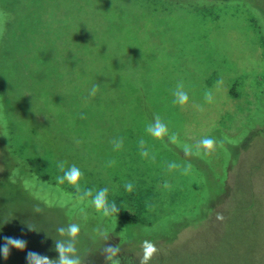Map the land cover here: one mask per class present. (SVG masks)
I'll return each mask as SVG.
<instances>
[{
  "label": "rangeland",
  "instance_id": "rangeland-1",
  "mask_svg": "<svg viewBox=\"0 0 264 264\" xmlns=\"http://www.w3.org/2000/svg\"><path fill=\"white\" fill-rule=\"evenodd\" d=\"M181 1L0 0V264H264V0Z\"/></svg>",
  "mask_w": 264,
  "mask_h": 264
},
{
  "label": "clouds",
  "instance_id": "clouds-1",
  "mask_svg": "<svg viewBox=\"0 0 264 264\" xmlns=\"http://www.w3.org/2000/svg\"><path fill=\"white\" fill-rule=\"evenodd\" d=\"M182 86H178V89H181ZM93 92H95V87H93ZM178 98L177 102L181 105L185 104L188 101V95L184 91H179L175 93ZM206 98L210 101L211 95L206 94ZM148 132L154 137H160L167 132V128L159 122L157 119L156 124L154 126H150ZM201 144L205 147H211L214 144V140L212 138H205L201 141ZM63 168V165H60ZM187 167H190L187 166ZM187 169L185 170V172ZM82 173L80 169L76 166H72L68 168L63 176L57 177L59 183H64L65 181H69L71 183L76 184V187H79V178ZM126 190L131 191L132 185L126 184ZM91 195V193H88ZM91 206L97 211L101 212L104 217H109L114 213H118L119 209L115 202L109 203L106 198V194L104 191L98 192L91 200ZM60 233H67L69 237L67 242L57 241L56 249L58 252V260L49 261L46 257H40L35 252H28L27 261L28 264H81L80 258L76 255V248L74 246V242L78 240L79 234L81 232L80 225L77 223H70L67 227H60L58 229ZM26 248V241L15 238V237H6L4 238V242L0 244V257L7 258L11 249L23 250ZM144 249L146 252L153 253L156 251L155 247L149 241L144 242ZM105 261L106 264H120L119 262V247L107 246L105 249Z\"/></svg>",
  "mask_w": 264,
  "mask_h": 264
},
{
  "label": "trees",
  "instance_id": "trees-1",
  "mask_svg": "<svg viewBox=\"0 0 264 264\" xmlns=\"http://www.w3.org/2000/svg\"><path fill=\"white\" fill-rule=\"evenodd\" d=\"M164 1H168L169 3H172V4L182 3L181 0H164ZM0 4H2V2ZM0 15H1V18L3 19V22L5 23V25L3 24V27L0 30V69H1V59H2L1 53L3 50V46H4V37H5V33L8 31L7 26H8L9 20L11 18V14L7 10V7H6V5H4V3H3V7H2V5H0ZM4 26H6V29H4L5 28ZM0 79H1V77H0ZM118 217L123 219L126 223L132 224V223L136 222V217L129 215L128 213L119 214Z\"/></svg>",
  "mask_w": 264,
  "mask_h": 264
}]
</instances>
